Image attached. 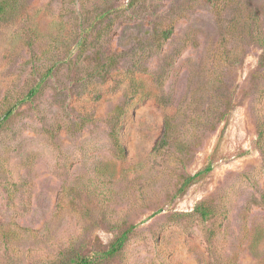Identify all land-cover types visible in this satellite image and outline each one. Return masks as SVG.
Here are the masks:
<instances>
[{
    "label": "rangeland",
    "instance_id": "rangeland-1",
    "mask_svg": "<svg viewBox=\"0 0 264 264\" xmlns=\"http://www.w3.org/2000/svg\"><path fill=\"white\" fill-rule=\"evenodd\" d=\"M254 19L264 29V0H25L0 19V264H73L131 225L100 264H264Z\"/></svg>",
    "mask_w": 264,
    "mask_h": 264
},
{
    "label": "trees",
    "instance_id": "trees-1",
    "mask_svg": "<svg viewBox=\"0 0 264 264\" xmlns=\"http://www.w3.org/2000/svg\"><path fill=\"white\" fill-rule=\"evenodd\" d=\"M25 4V0H0V19H9L11 18L14 14L18 12L21 6ZM233 26L234 29L237 28L238 26V21L234 20L233 21ZM253 26H256V33L254 34L251 32L250 37L254 39L263 49H264V29L260 26V21L257 19L253 20ZM174 31V26L173 24H170V26H166L163 28H158L154 31V39L157 41L158 45L162 44L164 40H167L171 37ZM226 59L220 58L217 63V68L220 69V67L224 63L232 62L234 59H237V54H230V52H226ZM262 66L264 67V60L262 61ZM48 73H51V71H48ZM47 74L44 75L43 80L35 86L31 91L29 92V96H34L38 89L41 87L42 83L45 81V77ZM220 77V76H219ZM120 108V107H119ZM12 114V108L6 111L4 114V119L8 118ZM224 114V113H223ZM223 114L221 117H223ZM121 117L122 114H115L113 120L111 119L112 123L110 126V137L113 142L115 151L117 156L120 159H125L126 158V148L123 145L121 139H120V128H121ZM176 126L175 124V117L173 115H168L166 117L165 121V129L164 133L158 142L156 146V151L158 152H163L166 147H168L172 141L173 137L175 135V129L174 127ZM264 122L260 123V131L257 139V144L261 147L262 150H264ZM212 165L206 166L204 169L198 170L194 174H188V175H183V183H182V188L187 187L188 185L192 184L197 177L202 175L205 172H208L212 170ZM195 213H198L199 216L203 220L210 219L214 211L210 205H208L205 201L199 202L195 209ZM136 225H131L129 228L123 230L120 234L117 235V237L112 241L110 247L107 250L103 251H96L93 256H80L78 257L73 264H100V262L105 259L109 258L113 255H115L117 252H119L123 247L125 246L129 234L131 231L135 228Z\"/></svg>",
    "mask_w": 264,
    "mask_h": 264
}]
</instances>
